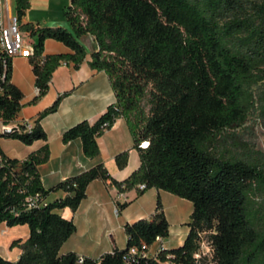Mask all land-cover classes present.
I'll use <instances>...</instances> for the list:
<instances>
[{
  "label": "trees",
  "instance_id": "16d2710c",
  "mask_svg": "<svg viewBox=\"0 0 264 264\" xmlns=\"http://www.w3.org/2000/svg\"><path fill=\"white\" fill-rule=\"evenodd\" d=\"M28 7V0H15L19 22ZM63 14L72 33L59 27L25 28L36 38L28 59L38 89L35 99L47 92L61 64L77 67L87 58L92 70L108 76L115 103L94 122L83 120L65 130L61 141L79 139L83 155L93 158L99 153L98 137L120 116L133 137L140 166L117 181L97 164L45 189L38 166L48 158L47 144L24 160L5 156L0 166V224L27 226L29 233L11 243L21 249L19 258L0 256V264H200L194 255L204 233L212 264H264V232L257 229L249 205L251 190L264 188V167L226 158L218 149L224 130L240 126L253 106L251 86L264 83V0H70ZM85 34L98 46L88 56L77 41ZM47 39L69 52L44 55ZM8 63L6 81L0 84L4 124L14 121L21 109V94L10 82ZM65 95H58L38 115L30 132L19 124V131L8 137L24 145L46 141L39 121L55 112ZM142 140L149 141L146 149L138 148ZM114 161L118 169L124 168L128 152L118 153ZM94 180L108 182L119 193L143 184L138 194L154 188L191 202L183 243L147 256L156 238L169 235L157 200L149 219L124 225L123 249L98 258L59 254L75 225L57 211H76ZM57 191L64 197L45 203ZM35 196L39 200L29 206L27 199ZM125 205L117 203V210ZM132 248L139 254L130 256Z\"/></svg>",
  "mask_w": 264,
  "mask_h": 264
},
{
  "label": "crops",
  "instance_id": "0c3cea01",
  "mask_svg": "<svg viewBox=\"0 0 264 264\" xmlns=\"http://www.w3.org/2000/svg\"><path fill=\"white\" fill-rule=\"evenodd\" d=\"M3 2L5 11L15 14V0H3ZM28 3L29 7L20 24L22 31L33 44L36 38L29 36L25 30L27 25L39 28L59 27L72 33V28L63 14L65 8L70 5V0H28ZM77 41L83 46L87 56L98 50L97 43L90 34L82 35ZM68 52L69 50L60 42L51 39L44 42V55ZM10 82L21 94V109L14 121L11 122L12 126L23 121L34 123L38 115L48 108L58 95L66 93L57 110L39 121L46 135V141H35L31 145H24L17 140H12L20 148V152L9 151L0 146L8 158L24 160L30 153L37 152L47 144L48 158L46 162L38 166L40 180L45 189L97 164H103L111 177L117 181H123L140 166L139 153L134 147L133 137L125 120L120 116L110 129L105 130L98 137L99 153L93 158L83 155L79 139L68 143L61 141L65 130L83 120L94 122L106 110L107 106L115 103V95L108 76L103 71L92 70L87 63V58L77 67H74L70 62L61 64L53 72L47 92L36 99L34 76L28 59L22 57L12 59ZM124 151L128 152V161L124 168L118 169L114 158L118 153ZM138 191L139 189L135 187L119 193L108 182L101 180L90 182L86 189V197L81 201L76 211L73 212L69 208L57 211L62 218L72 220L75 225V232L61 246L59 254L74 252L79 257L98 258L104 253L112 252L114 248L123 249L125 245L123 247L114 245L112 236L115 237L118 230L124 231L126 223L149 219L155 211L157 200L160 201L166 217L162 206L164 191L154 188L147 189L142 194H138ZM62 197H64L62 191L52 192L45 198V203H51ZM117 203H126V205L118 211ZM167 221L169 223L168 219ZM0 226V230L9 231L11 229L5 223ZM170 228L169 223V232ZM187 232L188 227L185 223L184 228L176 229L177 244L167 246L171 243L168 235L167 238L162 239L164 248L180 246ZM28 233L29 231L26 230L18 236L12 235L10 244L14 240H24ZM153 245L159 246V243L155 241L151 246ZM64 246L67 247L62 250ZM15 248L14 253H11L13 247L8 250L7 256L1 254L0 256L10 261H16L21 254V249ZM148 249L146 254L151 257L148 254Z\"/></svg>",
  "mask_w": 264,
  "mask_h": 264
},
{
  "label": "rangeland",
  "instance_id": "374dc122",
  "mask_svg": "<svg viewBox=\"0 0 264 264\" xmlns=\"http://www.w3.org/2000/svg\"><path fill=\"white\" fill-rule=\"evenodd\" d=\"M35 11V10H34ZM106 77V76H105ZM253 95V106L246 115L244 122L233 129H226L222 133V139L218 143V149L224 156L235 157L242 160H252L260 162L264 167V83L257 82L251 86ZM145 110L147 106L145 101L142 102ZM9 137H0V146L9 151H18L17 144ZM162 206L169 223L171 225L169 238L171 243L167 246L177 244L176 229L184 228V224L189 222V217L192 212L191 202L176 197L167 192H163ZM250 209L254 213L256 227L261 232H264V188L255 186L249 194ZM2 225V223L0 224ZM9 231L1 233L0 230V254L7 256L8 250H11V236H18L28 231L27 226H12ZM1 229V226H0ZM113 237L114 245L123 247L126 244L125 233L118 230ZM64 246L62 250H65ZM158 246H151L148 249L150 256H155ZM16 248L12 249L14 253ZM10 254V253H9ZM11 255V254H10ZM199 258L200 264H212L211 248L208 242L207 234H202V239L199 243ZM14 256L12 257V259Z\"/></svg>",
  "mask_w": 264,
  "mask_h": 264
},
{
  "label": "built area",
  "instance_id": "2783aa9c",
  "mask_svg": "<svg viewBox=\"0 0 264 264\" xmlns=\"http://www.w3.org/2000/svg\"><path fill=\"white\" fill-rule=\"evenodd\" d=\"M33 55V43L30 38L22 31L21 24L18 21L15 14H10L5 11V5L3 0H0V84L5 83L6 74L9 69L10 60L11 68H12V59L15 57H22L29 59ZM1 92V89H0ZM38 89L35 88V94L37 95ZM22 125V130L24 132H30L33 128V123L31 121H23L20 123ZM15 127L17 131H19V124L12 126L11 122L8 124H4L0 119V137L2 136V132L5 129ZM149 145L148 140H142L138 144V148L146 149ZM6 162V158L4 153L0 148V166H3ZM139 190L144 189V185L140 184L137 186ZM39 198L37 196L30 197L27 199L29 206H33L37 203ZM5 230H1L3 233ZM156 242L159 243L158 248L156 249L155 256L163 251L165 248L162 244L161 238H156ZM145 246H142L144 249ZM138 251L135 248L129 250V255L134 256L138 255ZM140 256H146V254L141 253ZM196 260H199V252L194 255ZM127 258L126 260H128Z\"/></svg>",
  "mask_w": 264,
  "mask_h": 264
},
{
  "label": "water",
  "instance_id": "95a60500",
  "mask_svg": "<svg viewBox=\"0 0 264 264\" xmlns=\"http://www.w3.org/2000/svg\"><path fill=\"white\" fill-rule=\"evenodd\" d=\"M15 131H17V129H16L15 127L5 129V130H3V132H2V136H3V137H8L11 133H13V132H15Z\"/></svg>",
  "mask_w": 264,
  "mask_h": 264
}]
</instances>
